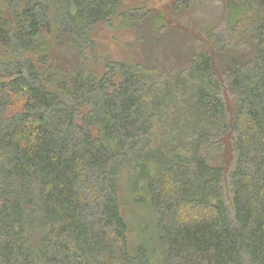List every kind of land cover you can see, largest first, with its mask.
Returning <instances> with one entry per match:
<instances>
[{"label":"trees","instance_id":"1","mask_svg":"<svg viewBox=\"0 0 264 264\" xmlns=\"http://www.w3.org/2000/svg\"><path fill=\"white\" fill-rule=\"evenodd\" d=\"M222 3L0 0V264H264V0Z\"/></svg>","mask_w":264,"mask_h":264},{"label":"rangeland","instance_id":"2","mask_svg":"<svg viewBox=\"0 0 264 264\" xmlns=\"http://www.w3.org/2000/svg\"><path fill=\"white\" fill-rule=\"evenodd\" d=\"M176 0H147L148 9L155 12H161L173 23L184 29L198 31L202 26L213 25L221 19L223 12L222 0H192L193 3L187 10L178 13L174 10ZM141 5V2H130L128 6L134 7ZM98 40L100 54H112L113 58L123 60L126 57L137 58L140 55L141 43L136 42L134 35L130 30H107L103 27L99 30ZM132 45V46H131ZM146 49H151L150 44H144ZM162 49H156V54ZM137 217L142 221L143 229H150L151 215L145 209L136 210ZM149 232L151 230H148ZM139 239V238H138Z\"/></svg>","mask_w":264,"mask_h":264}]
</instances>
